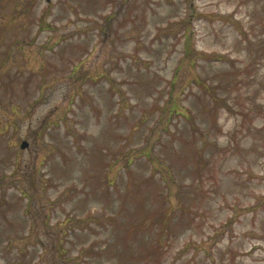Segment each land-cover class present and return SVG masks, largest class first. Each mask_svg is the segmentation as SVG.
<instances>
[{
  "label": "rangeland",
  "instance_id": "obj_1",
  "mask_svg": "<svg viewBox=\"0 0 264 264\" xmlns=\"http://www.w3.org/2000/svg\"><path fill=\"white\" fill-rule=\"evenodd\" d=\"M0 264H264V0H0Z\"/></svg>",
  "mask_w": 264,
  "mask_h": 264
},
{
  "label": "water",
  "instance_id": "obj_2",
  "mask_svg": "<svg viewBox=\"0 0 264 264\" xmlns=\"http://www.w3.org/2000/svg\"><path fill=\"white\" fill-rule=\"evenodd\" d=\"M21 145H22L23 148L27 147L28 146V141H23Z\"/></svg>",
  "mask_w": 264,
  "mask_h": 264
}]
</instances>
